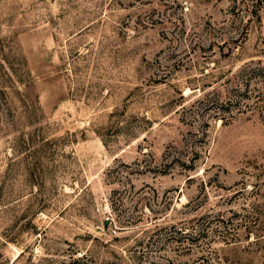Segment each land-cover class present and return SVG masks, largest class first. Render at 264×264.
<instances>
[{
  "label": "rangeland",
  "instance_id": "374dc122",
  "mask_svg": "<svg viewBox=\"0 0 264 264\" xmlns=\"http://www.w3.org/2000/svg\"><path fill=\"white\" fill-rule=\"evenodd\" d=\"M247 66L264 0H0V264H264V117L196 102Z\"/></svg>",
  "mask_w": 264,
  "mask_h": 264
},
{
  "label": "trees",
  "instance_id": "16d2710c",
  "mask_svg": "<svg viewBox=\"0 0 264 264\" xmlns=\"http://www.w3.org/2000/svg\"><path fill=\"white\" fill-rule=\"evenodd\" d=\"M246 73H241V76L237 75L236 77H240L241 81L239 82H233L232 80L229 81V86L226 87V92L224 96H221V93L216 92L213 94V96L208 97V93L203 94V96L196 100L198 104H206V109L212 111V114L217 119L220 118L223 120L224 112H231L233 109H236L237 111L241 110L242 108H251V109H257L262 116L264 117V85L261 87H254L253 90H249V83L250 79L256 76H260V73H257L256 71L260 70V67H250L247 66ZM241 71H244V68H242ZM243 75H248L246 77H242ZM262 84H264V78L260 81ZM248 91H250L248 93ZM247 99H250L248 101ZM234 215L229 216L227 219V223L233 218ZM250 216L243 215L240 219L241 221L238 222L239 225L244 224L245 228L249 229L247 233V241L248 243H256L258 241V237L255 236L253 231H250V227L245 224V222L249 221ZM221 223H225L224 219H220ZM174 228V227H173ZM159 228L155 231H153L151 234H149L145 239H142L140 241V245H143V247H147L150 245L151 239L156 235L158 232L161 231ZM180 228L177 231H180V236H173V233H165L166 234V240L172 239L174 242L179 243L181 246L184 241H186L189 245H194L195 243L198 244L199 241H202L205 236L210 232V234H215L217 232V229H212L211 231H208L207 229L199 228L198 231H184ZM184 231V232H183ZM253 234V237H250V235ZM213 237V235H212ZM84 258L83 255H80V257H76L72 259L73 262H79Z\"/></svg>",
  "mask_w": 264,
  "mask_h": 264
}]
</instances>
